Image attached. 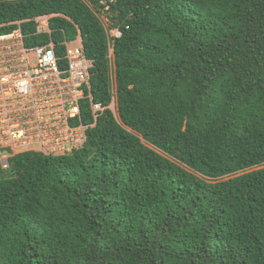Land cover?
<instances>
[{
	"label": "trees",
	"instance_id": "1",
	"mask_svg": "<svg viewBox=\"0 0 264 264\" xmlns=\"http://www.w3.org/2000/svg\"><path fill=\"white\" fill-rule=\"evenodd\" d=\"M100 13L116 113L87 99L83 147L0 163V264H264V0H0V34L81 36L108 107Z\"/></svg>",
	"mask_w": 264,
	"mask_h": 264
},
{
	"label": "built area",
	"instance_id": "2",
	"mask_svg": "<svg viewBox=\"0 0 264 264\" xmlns=\"http://www.w3.org/2000/svg\"><path fill=\"white\" fill-rule=\"evenodd\" d=\"M105 4L106 1H103ZM109 10V5L105 11ZM33 19L37 35H51L50 19ZM108 36L109 85L112 102L108 107L94 102L91 94L92 60L86 58L81 36L65 40L63 54L51 40L27 46L22 23L0 34V163L8 169L9 159L25 152L62 156L78 150L86 142L87 125L82 108L90 100L94 121L106 108L116 113L115 39L122 36L111 29L104 15H97Z\"/></svg>",
	"mask_w": 264,
	"mask_h": 264
}]
</instances>
